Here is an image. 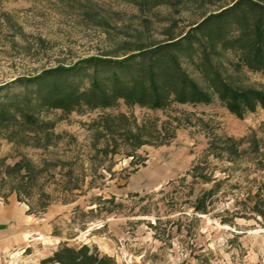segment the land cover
Returning a JSON list of instances; mask_svg holds the SVG:
<instances>
[{"label":"rangeland","instance_id":"374dc122","mask_svg":"<svg viewBox=\"0 0 264 264\" xmlns=\"http://www.w3.org/2000/svg\"><path fill=\"white\" fill-rule=\"evenodd\" d=\"M231 1L0 0V86L176 38ZM194 61L184 67L211 93L207 105H32L35 123L0 124V201L14 196L38 223L0 264H56L45 260L60 244L115 264H264V221L249 210L264 197V110L229 113ZM231 61L219 59L229 84L264 88V73Z\"/></svg>","mask_w":264,"mask_h":264},{"label":"trees","instance_id":"16d2710c","mask_svg":"<svg viewBox=\"0 0 264 264\" xmlns=\"http://www.w3.org/2000/svg\"><path fill=\"white\" fill-rule=\"evenodd\" d=\"M227 53L234 56L230 66L235 71L264 73V0H232L205 15L181 36L138 47L121 57L90 56L31 77L16 78L0 86V93L5 91L0 100V124L14 121L15 115L25 119V125L35 123L30 114L32 105L61 112L82 106L107 109L119 101L151 110H164L172 103L207 105L212 101L211 93L184 67L195 63V58L208 88L229 113L242 118L257 109L264 110V88L232 86L222 76L219 59ZM12 85L21 90L9 89ZM216 186L197 198L196 212H206L205 204L216 193ZM255 198L249 210L264 221V197L257 193ZM228 221L232 222H222ZM52 255L45 262L115 264L112 258L99 256L85 245L73 248L60 244Z\"/></svg>","mask_w":264,"mask_h":264},{"label":"crops","instance_id":"0c3cea01","mask_svg":"<svg viewBox=\"0 0 264 264\" xmlns=\"http://www.w3.org/2000/svg\"><path fill=\"white\" fill-rule=\"evenodd\" d=\"M0 201V255L14 250L21 245L24 235L37 234L38 223L26 214V207L14 196Z\"/></svg>","mask_w":264,"mask_h":264}]
</instances>
